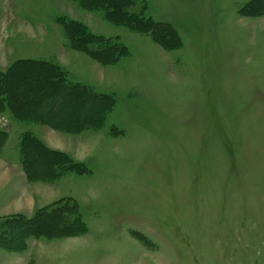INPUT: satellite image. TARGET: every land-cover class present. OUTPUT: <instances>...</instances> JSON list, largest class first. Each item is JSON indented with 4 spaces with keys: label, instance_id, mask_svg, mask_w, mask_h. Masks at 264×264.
Instances as JSON below:
<instances>
[{
    "label": "rangeland",
    "instance_id": "obj_1",
    "mask_svg": "<svg viewBox=\"0 0 264 264\" xmlns=\"http://www.w3.org/2000/svg\"><path fill=\"white\" fill-rule=\"evenodd\" d=\"M88 1L0 0V71L32 100L21 119L0 106V264H264V0H122L138 28ZM25 131L87 171L27 179ZM56 204L65 220L29 222Z\"/></svg>",
    "mask_w": 264,
    "mask_h": 264
},
{
    "label": "trees",
    "instance_id": "obj_2",
    "mask_svg": "<svg viewBox=\"0 0 264 264\" xmlns=\"http://www.w3.org/2000/svg\"><path fill=\"white\" fill-rule=\"evenodd\" d=\"M89 1H92V0H89ZM96 2H92V3H88V4H95V6H104L103 4V0L101 2V0H95ZM106 3L108 4V11H109V14H111L113 17H115L117 19V21H119V18H122L123 19V24L125 23V25L127 26H133L134 28H138L139 26H136V25H133L131 24L130 21H128L129 19L133 18L132 14L131 13H128L127 10H124V8H120L119 10V6H122V7H125L126 5H130V4H123L122 0H113V5L111 3H109V1L107 0ZM127 7V6H126ZM117 12V13H116ZM120 15V16H119ZM128 19H127V18ZM134 19V18H133ZM139 22H142V18H137ZM137 21V20H135ZM83 28V31H85V28ZM86 36L85 37H96V38H100L99 35L97 36H94V35H89L87 32H85ZM88 35V36H87ZM89 38V40H90ZM99 42H101L102 40H97ZM105 45V44H104ZM105 47V46H104ZM109 48H103L101 49V52H96V50L94 51H91L90 52V55L92 57H94L95 59L99 60V61H103V63H106V62H109V61H114V58L116 57H111V51L108 50ZM86 50V49H85ZM108 50V51H107ZM107 51V54L108 56H105L106 52ZM104 58H107V59H104ZM116 59V58H115ZM21 60V59H20ZM35 61V60H34ZM39 62V61H38ZM41 64H46V68L47 70H50L49 68V65H51L50 63L46 62V61H42L40 62ZM48 63V64H47ZM14 64H11L6 70L4 71H0V79L5 80V78H7L9 76V73L11 72L10 70L13 68ZM48 65V66H47ZM26 68V66H25ZM55 68H57L55 66ZM61 73L58 72V76H62V75H59ZM63 74V73H62ZM17 75V74H16ZM64 82H65V79H64V76H62ZM7 84V82H6ZM5 82L3 83L2 85V90L0 91V93L2 92L3 93V96L0 97V106L2 107L4 102L6 104V106L12 111L13 115H15V117H19L20 119L22 118L25 112V107L24 106H28V104L31 101L29 102H25L24 104L18 102V99L16 97V101L14 102H11L10 101V97H9V92H8V87L6 86ZM49 84H53L52 82H49ZM48 84V85H49ZM5 85V86H4ZM77 84H75L76 86ZM12 88L14 87L11 86ZM81 91L84 90L86 91V93L88 92L87 90V87L84 85L82 86V88L80 89ZM71 91H67L66 93H70ZM91 92V91H90ZM89 92V95L93 98V96H97L96 98H99L101 100H104L106 99V96L103 95V94H97L95 95L94 92ZM72 93V92H71ZM82 95L81 94H77L75 95V97L77 98H80ZM68 97H66L65 100H67ZM51 101V100H50ZM48 101L47 104L50 102ZM104 101H99L97 102L98 105L101 107L103 106L105 103ZM107 101V100H106ZM51 103V102H50ZM54 104L56 102H53ZM4 104V105H5ZM101 104V105H100ZM21 105V106H20ZM99 107V108H100ZM1 109V108H0ZM102 109V107H101ZM32 110V109H31ZM103 110V109H102ZM100 110V112L102 111ZM19 111V112H18ZM26 111H29V110H26ZM94 113V112H93ZM89 113L87 112V120L82 123V124H79V125H74V129L75 130H79L80 129V126L85 124V123H88V122H91L92 121H96L95 118H93L90 114L88 115ZM28 117L27 118H32V120H37L39 122H42V123H45V124H48L50 125L51 127L53 128H61V129H64L67 131V123L65 122V119H67V117H56V113L52 112V111H49L48 114H46L44 111H41V110H37V111H34L30 114H27ZM92 117V119L90 118ZM26 118V119H27ZM101 121H99L98 123H95V125H92L91 126H99L101 125ZM21 139H20V150H21V159H20V162L23 166V169H24V172H25V175H26V178L29 179V180H34V179H46V180H54V179H57L58 177L62 176L65 172H67V170H79L82 171V172H86L87 170L85 169V166L84 165H81V162H77V161H73L71 160L70 158H67V154L63 153V152H60V151H54V150H49L46 148V146L44 145V143L42 142V140H40L39 138H37L36 136H34L31 132L29 131H25L23 132V134H21ZM7 139V132H5L4 130H0V149L2 147V145L5 143ZM29 145V148H32V149H35L38 150V153L40 155H44V154H47V155H51L52 153L54 155L52 156H49V157H46L44 159V162H48L50 160V167H47V166H42L40 167L38 164L41 162V159L39 158L38 160V164L35 162V161H32L30 160L29 164H28V161H27V157H26V154L27 152L25 151V146ZM35 147V148H34ZM40 161V162H39ZM36 163V164H35ZM47 167V169H45ZM30 168L32 170H34V174L31 173L30 171ZM67 202V199H65L64 202L62 203H65ZM58 206H54V207H48L50 210L47 211V213H43L44 217L43 218H38L37 214L38 212L40 211L39 209L37 211H35L34 215H32V217L29 218V222H37V221H41V219H54L56 216L60 215L61 212L63 214V217L60 218L61 221L65 220V215H67V212H64L65 210L61 211V206H59V204H56ZM42 210H46L45 207L43 208H40ZM59 210V211H58ZM61 211V212H60ZM10 219L12 218H16L15 216H10L8 217ZM53 222V220H52ZM64 226L65 228L64 229H60V230H56L57 234H60V235H63V236H67L68 234H71V232H79L80 230H82V228L79 230V227L77 228V225H70V223H74V220H72L71 222H69L68 224L66 222H64ZM2 223L0 222V227H1ZM2 229V228H0ZM84 229V228H83ZM69 230V232H68Z\"/></svg>",
    "mask_w": 264,
    "mask_h": 264
},
{
    "label": "crops",
    "instance_id": "obj_3",
    "mask_svg": "<svg viewBox=\"0 0 264 264\" xmlns=\"http://www.w3.org/2000/svg\"><path fill=\"white\" fill-rule=\"evenodd\" d=\"M53 129L55 130L56 128H53V127H52V129H48V130H49L48 133H47L46 130H44V131H45V135L50 134L51 131L54 132ZM31 133H32V132H31ZM39 133H40V134H39L40 136L38 135L39 137L36 136V135H35V136L38 137L40 140L43 141L44 139H43V137H42V136H43V135H42V132L39 131ZM7 139H8V134H7ZM46 141H47V140H46ZM5 143H6V141H5ZM5 143L2 145V147L5 146ZM2 147H1V149H2ZM4 167H5V166H1V162H0V173H1L0 175H4V173H6V172L4 171V170H5ZM3 168H4V169H3ZM21 195H22V192L20 193V196H21ZM15 204L18 205V206H20L21 203L19 202L18 204H17V203H15ZM26 205L28 206L29 203L26 204ZM29 206H30V207H34V206H31V205H29ZM20 207H21L20 209H23L25 206H24V204L22 203Z\"/></svg>",
    "mask_w": 264,
    "mask_h": 264
},
{
    "label": "bare ground",
    "instance_id": "obj_4",
    "mask_svg": "<svg viewBox=\"0 0 264 264\" xmlns=\"http://www.w3.org/2000/svg\"><path fill=\"white\" fill-rule=\"evenodd\" d=\"M96 2L95 0L88 1V3ZM101 102V101H100ZM101 105V104H100ZM96 106V105H95ZM99 106V105H98ZM83 110V109H82ZM89 113V112H88ZM89 115V114H88ZM92 119V117H90ZM92 121V120H91ZM50 225V224H49Z\"/></svg>",
    "mask_w": 264,
    "mask_h": 264
}]
</instances>
